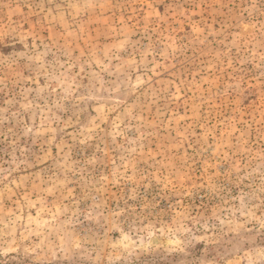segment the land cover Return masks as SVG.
I'll list each match as a JSON object with an SVG mask.
<instances>
[{
  "label": "rangeland",
  "instance_id": "obj_1",
  "mask_svg": "<svg viewBox=\"0 0 264 264\" xmlns=\"http://www.w3.org/2000/svg\"><path fill=\"white\" fill-rule=\"evenodd\" d=\"M0 264H264V0H0Z\"/></svg>",
  "mask_w": 264,
  "mask_h": 264
}]
</instances>
